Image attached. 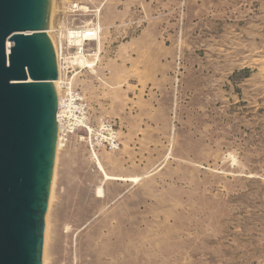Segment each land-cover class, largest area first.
Masks as SVG:
<instances>
[{"label":"rangeland","instance_id":"1","mask_svg":"<svg viewBox=\"0 0 264 264\" xmlns=\"http://www.w3.org/2000/svg\"><path fill=\"white\" fill-rule=\"evenodd\" d=\"M53 9L101 31L93 72L62 70L86 124L56 154L47 264H264V0Z\"/></svg>","mask_w":264,"mask_h":264},{"label":"water","instance_id":"2","mask_svg":"<svg viewBox=\"0 0 264 264\" xmlns=\"http://www.w3.org/2000/svg\"><path fill=\"white\" fill-rule=\"evenodd\" d=\"M53 0H0V264H41L57 138Z\"/></svg>","mask_w":264,"mask_h":264},{"label":"built area","instance_id":"3","mask_svg":"<svg viewBox=\"0 0 264 264\" xmlns=\"http://www.w3.org/2000/svg\"><path fill=\"white\" fill-rule=\"evenodd\" d=\"M70 14L80 13L79 7L75 4L70 8ZM81 22H79L80 24ZM98 26L89 23H82V25H77V20H69L65 18L59 24L54 25L52 28V34L55 36L57 41L58 49V62L61 71L67 68H73L76 66H71L72 62H78L80 59H92L93 57L89 54L92 53V48L98 38ZM91 34V35H88ZM56 56V53H55ZM68 63V64H67ZM61 86H65L61 84ZM84 102V98L80 93L71 91L67 92L63 98V108L60 110L59 120L61 123V138L62 142L66 141L67 135L72 129L82 127V124H86V117L84 113V106L81 105ZM58 111V109H57ZM58 115L56 113V121ZM83 122V123H81ZM83 128V127H82ZM110 130V129H109ZM111 131V130H110ZM106 138L107 143L112 146L115 137L112 136Z\"/></svg>","mask_w":264,"mask_h":264},{"label":"bare ground","instance_id":"4","mask_svg":"<svg viewBox=\"0 0 264 264\" xmlns=\"http://www.w3.org/2000/svg\"><path fill=\"white\" fill-rule=\"evenodd\" d=\"M73 3H71V6ZM77 7H79L78 4H75ZM53 7H54V0H53ZM53 7H52V15H53ZM79 10L80 11H84L86 13H88V9L87 7L85 6H80L79 7ZM52 25V23H51ZM97 29H98V38H97V41L96 43L93 45L94 47L97 48L96 52L94 53V59L95 60H89V59H85V60H82L80 59L78 62H75L71 65H78L79 68H84V69H90L91 72H93V67H94V62L96 60H98V54H99V51H100V31H101V28L99 25H97ZM52 26H51V33H50V41H51V44L53 46V49H54V52L56 53V64H57V70H58V78L54 81V84H53V87H54V90H55V94H56V97H57V103H58V111H57V115H58V119H57V126H58V131H57V138H56V144H55V154H54V161H53V169H52V175H51V181H50V186H49V195H48V200H47V208L49 209V206H50V203L53 199V190H54V184H55V158H56V154L59 152V150L61 149L62 147V138H61V132L63 131L61 129V123H60V120H59V115L61 113V109L63 108V95L61 93V87L60 85L62 84V81H63V77H62V71H61V68L59 66V62H58V49H57V41L55 39V36L52 34ZM88 35H91V34H88ZM96 45V46H95ZM68 64V63H67ZM96 65V64H95ZM96 166H97V169L104 175V178L107 179V180H110V181H126V182H131V183H136L138 181H140V179L138 177H127V178H121V177H116V176H111V175H108L104 172L101 164L97 161L96 163ZM47 211V209H46ZM46 214V213H45ZM47 215V214H46ZM46 219V218H45ZM44 219V221H45ZM47 220V219H46ZM48 222V220H47ZM47 222L45 221V226H44V230H43V245H42V253H41V264H47V254L45 252V247L47 245V238H48V225H47Z\"/></svg>","mask_w":264,"mask_h":264}]
</instances>
